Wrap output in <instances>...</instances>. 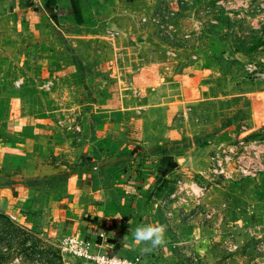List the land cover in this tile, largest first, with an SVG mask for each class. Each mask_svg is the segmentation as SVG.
I'll return each mask as SVG.
<instances>
[{
	"label": "rangeland",
	"instance_id": "rangeland-1",
	"mask_svg": "<svg viewBox=\"0 0 264 264\" xmlns=\"http://www.w3.org/2000/svg\"><path fill=\"white\" fill-rule=\"evenodd\" d=\"M31 2L0 0V264H87L48 212L173 160L142 206L160 258L264 264V0Z\"/></svg>",
	"mask_w": 264,
	"mask_h": 264
},
{
	"label": "crops",
	"instance_id": "crops-1",
	"mask_svg": "<svg viewBox=\"0 0 264 264\" xmlns=\"http://www.w3.org/2000/svg\"><path fill=\"white\" fill-rule=\"evenodd\" d=\"M13 1L19 3L34 1L30 3L32 6L54 19L71 17L75 22H81L85 18L84 0ZM118 1L121 4L132 2V0ZM178 167V160H173L161 166L157 171V176L142 177L137 180L134 178L128 190L132 194L126 196H123L122 191L126 188L119 182H112L111 186L107 185V177L96 173L92 175L91 182L83 184L81 192L77 191L75 197L68 198L67 206L55 208L56 212L49 211V218L54 217V223L58 221V226L67 235L66 238L78 237L93 245H101L103 249L106 248L124 258H139L140 264H167L160 258L159 237L155 231V225L150 223L149 219V213L155 211L146 210L142 206L148 201L152 188L154 186L160 188L163 179L169 178L174 171L179 169ZM94 169L98 171L99 168ZM0 200L1 207H4L2 209H9L10 202L4 198ZM35 219L36 222L40 221L42 216L38 215ZM28 222L30 223L31 220Z\"/></svg>",
	"mask_w": 264,
	"mask_h": 264
},
{
	"label": "built area",
	"instance_id": "built-area-1",
	"mask_svg": "<svg viewBox=\"0 0 264 264\" xmlns=\"http://www.w3.org/2000/svg\"><path fill=\"white\" fill-rule=\"evenodd\" d=\"M64 247L71 254L88 264H140L139 258H124L106 248L103 249L101 245H93L91 242L78 237L66 238Z\"/></svg>",
	"mask_w": 264,
	"mask_h": 264
}]
</instances>
